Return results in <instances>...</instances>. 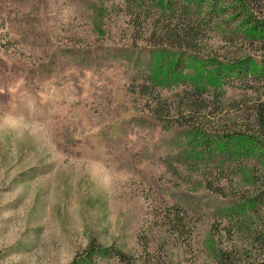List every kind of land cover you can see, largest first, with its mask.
I'll list each match as a JSON object with an SVG mask.
<instances>
[{"label":"rangeland","instance_id":"1","mask_svg":"<svg viewBox=\"0 0 264 264\" xmlns=\"http://www.w3.org/2000/svg\"><path fill=\"white\" fill-rule=\"evenodd\" d=\"M136 8L131 0H0V264H70L92 237L132 263L99 252L80 264H211L209 232L220 245L242 244L246 234L213 212L203 170L175 157L181 130L164 122L187 114L186 102L181 86L151 87L134 64L157 14ZM211 26L204 51L264 50L227 35L234 21ZM259 83L260 94L228 84L217 117L250 109L264 97ZM228 167L210 182L232 193L241 184ZM199 196L206 206L186 210Z\"/></svg>","mask_w":264,"mask_h":264},{"label":"trees","instance_id":"2","mask_svg":"<svg viewBox=\"0 0 264 264\" xmlns=\"http://www.w3.org/2000/svg\"><path fill=\"white\" fill-rule=\"evenodd\" d=\"M149 1L150 5L143 6L146 0H131L138 8L134 9L136 12L143 11V7L157 9L150 20L149 42L136 53L130 50L135 53L133 62L146 70L144 76L149 86H181L178 93L183 95L187 114L164 122L165 127L175 124L181 130L175 135L179 146L175 157L182 159L191 172L203 170L207 189L216 193L207 195L214 198L211 199L216 217L246 234L241 245L223 246L209 232L203 243L213 258L211 264H264V97L246 111L238 108L221 117L216 115L222 108L220 99L228 84L236 82L260 94L257 85L264 82V50L259 55L248 52L232 57L204 51L207 28L210 24L211 28H223L225 21L236 24L233 30L224 27L227 35L238 32L244 39L264 47V14L260 10L263 0ZM143 55L148 57L149 64L144 68L139 66ZM211 118H216L213 125L208 122ZM225 166L238 174L241 184L232 193L225 192L224 185L210 182L212 173ZM201 181L199 184L203 185ZM245 184L249 187H243ZM217 195L222 198L216 199ZM193 203L186 210L193 212L194 207H204L207 201L199 196ZM99 252L113 253L118 260L132 263L122 248L114 244L104 246L92 237L83 253L70 264L91 262Z\"/></svg>","mask_w":264,"mask_h":264}]
</instances>
